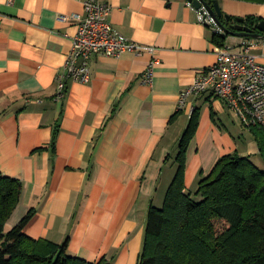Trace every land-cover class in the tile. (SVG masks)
<instances>
[{"label":"crops","instance_id":"0c3cea01","mask_svg":"<svg viewBox=\"0 0 264 264\" xmlns=\"http://www.w3.org/2000/svg\"><path fill=\"white\" fill-rule=\"evenodd\" d=\"M86 1L0 0V174L23 186L5 230L32 209L25 236L67 242L68 255L89 263L105 257L112 264H136L148 209L163 205L195 111L186 192L194 194L225 155L264 166L250 130L264 125L244 127L210 91L189 96L179 110L180 94L216 62L220 49L239 53L243 41L255 40L250 54L264 65V39L229 36L219 47L189 0H98L119 34L155 49L153 82H141L152 59L148 53L92 55L89 79L66 78L65 95L55 101L78 31L76 22L59 17H84ZM215 1L227 16L264 20V4Z\"/></svg>","mask_w":264,"mask_h":264},{"label":"trees","instance_id":"16d2710c","mask_svg":"<svg viewBox=\"0 0 264 264\" xmlns=\"http://www.w3.org/2000/svg\"><path fill=\"white\" fill-rule=\"evenodd\" d=\"M214 1L202 0L211 7ZM240 1L264 4V0ZM238 19L222 13L219 21L231 32L237 24L256 31L263 21ZM228 31L215 35L219 47L225 46ZM197 126L198 112H194L180 139L175 175L163 205L148 209L136 264H264V171L237 153L225 155L197 182L194 194L186 192V155ZM250 130L264 161V129ZM56 135L57 131L51 141L53 150ZM22 190L19 180L0 174V264H112L105 257L95 263L71 257L67 242L59 245L25 236L23 228L34 215L32 209L5 232ZM197 197L200 201H195Z\"/></svg>","mask_w":264,"mask_h":264},{"label":"built area","instance_id":"2783aa9c","mask_svg":"<svg viewBox=\"0 0 264 264\" xmlns=\"http://www.w3.org/2000/svg\"><path fill=\"white\" fill-rule=\"evenodd\" d=\"M189 6L195 10L201 24L210 27L215 34H223V30L203 4L197 9L192 2H189ZM84 7V17H59L62 22L68 19L76 22L78 31L72 38V57L66 64V72L57 78L55 101L65 95L66 78L80 83L89 79L87 64L92 55L119 58L125 53L135 56L150 54L152 59L141 78L142 84L150 85L153 82L154 68L158 64L155 49L130 42L119 34L108 20L109 8L98 0H87ZM255 42L243 41L239 53H234L229 47L220 49L216 54V62L180 94L179 110L185 107L189 96L197 97L210 91L226 104L244 127L264 125V65L259 64L250 54ZM78 59L82 60L80 66L76 63Z\"/></svg>","mask_w":264,"mask_h":264},{"label":"water","instance_id":"95a60500","mask_svg":"<svg viewBox=\"0 0 264 264\" xmlns=\"http://www.w3.org/2000/svg\"><path fill=\"white\" fill-rule=\"evenodd\" d=\"M189 2H192L193 6L197 9L200 7L201 4H203L205 6V8L208 10V12L211 14V16L215 19V21L219 24V26L221 27V29L223 30V32H227L228 30L221 24V22L219 21V18L222 16V12L219 8V5L217 3V1L213 2V6H208L207 4H205L204 2H202V0H189ZM228 19V18H226ZM238 22H243L242 19H238ZM234 31H228V34L230 36H235V37H239V38H251V39H264V21L260 22L257 27H256V31L239 25L237 24L236 26H233Z\"/></svg>","mask_w":264,"mask_h":264},{"label":"rangeland","instance_id":"374dc122","mask_svg":"<svg viewBox=\"0 0 264 264\" xmlns=\"http://www.w3.org/2000/svg\"><path fill=\"white\" fill-rule=\"evenodd\" d=\"M263 21H264V20H263ZM257 166H258V165H257ZM258 167H259L261 170H263V171H264V166H263V165H261V166H258ZM195 201H200V199H198V200H197V199L195 198ZM218 226H219V227H218L219 229L222 227V225H221V224H218ZM8 231H9V229H6V230H5V232H8Z\"/></svg>","mask_w":264,"mask_h":264},{"label":"bare ground","instance_id":"6f19581e","mask_svg":"<svg viewBox=\"0 0 264 264\" xmlns=\"http://www.w3.org/2000/svg\"><path fill=\"white\" fill-rule=\"evenodd\" d=\"M195 110H196V109H195ZM193 111H194V110H193ZM193 111H192V112H193ZM195 112H196V111H195Z\"/></svg>","mask_w":264,"mask_h":264},{"label":"flooded vegetation","instance_id":"af4514ba","mask_svg":"<svg viewBox=\"0 0 264 264\" xmlns=\"http://www.w3.org/2000/svg\"><path fill=\"white\" fill-rule=\"evenodd\" d=\"M256 32V31H255Z\"/></svg>","mask_w":264,"mask_h":264}]
</instances>
